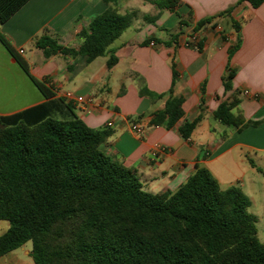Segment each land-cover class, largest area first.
<instances>
[{
	"label": "trees",
	"instance_id": "obj_1",
	"mask_svg": "<svg viewBox=\"0 0 264 264\" xmlns=\"http://www.w3.org/2000/svg\"><path fill=\"white\" fill-rule=\"evenodd\" d=\"M29 0H0L5 23ZM120 0H104L108 8L94 17L77 37L79 48H67L43 34L35 48L44 58L60 54L84 64L108 55L109 46L130 26L135 12L121 14ZM158 10L173 11L175 0H143ZM252 8L264 0H238ZM159 14L144 17L154 23ZM210 20L197 23L199 29ZM0 43L45 98L41 104L0 116V220L9 223L0 236V257L31 244L34 264H264V244L257 235V217L250 200L237 186L221 189L205 168L195 172L175 192L145 191L136 172L103 154L99 146L112 131L89 128L71 102L56 97L48 79L38 80L0 34ZM231 54V51L229 55ZM140 91L161 110L148 125L170 129L183 116V97ZM233 70L226 67L223 87H231ZM237 100L221 101L213 117L238 130L246 122L232 110ZM185 121L178 131L188 139L202 119Z\"/></svg>",
	"mask_w": 264,
	"mask_h": 264
},
{
	"label": "crops",
	"instance_id": "obj_2",
	"mask_svg": "<svg viewBox=\"0 0 264 264\" xmlns=\"http://www.w3.org/2000/svg\"><path fill=\"white\" fill-rule=\"evenodd\" d=\"M147 4L143 0L116 3L119 13L134 11L135 16L108 48L117 59L109 69L108 55L84 64L79 56L44 58L34 46L38 37L47 34L77 50L81 44L77 35L108 8L104 0H29L0 23V34L26 61L32 76L48 79L56 97L72 92L92 98L88 112L72 104L76 115L92 129L112 123L108 128L112 134L99 149L134 170L145 191L175 192L197 168H205L221 189L239 187L252 205L260 191L255 179L264 176L260 170L264 163V2L255 9L238 0H175L173 11H160L152 4L145 10L142 6ZM157 14L154 23L144 19ZM206 19L210 21L196 29ZM227 66L233 78L226 91ZM174 71L173 90L183 97V116L168 130L149 126L164 99L153 102L139 92H167ZM232 99L238 102L232 112L254 125L238 130L214 119L219 103ZM44 101L0 43V116ZM200 102L202 119L183 139L178 129L199 114ZM130 124L143 126V135L132 132ZM6 222L0 220V236L9 228ZM30 251L28 242L0 257V264H34Z\"/></svg>",
	"mask_w": 264,
	"mask_h": 264
},
{
	"label": "rangeland",
	"instance_id": "obj_3",
	"mask_svg": "<svg viewBox=\"0 0 264 264\" xmlns=\"http://www.w3.org/2000/svg\"><path fill=\"white\" fill-rule=\"evenodd\" d=\"M140 5H137L139 8H141V2H139ZM145 10H149L151 6L149 4L142 6ZM173 26L168 27L169 30H171ZM260 163V161H257ZM261 166V172H264V163ZM256 184L258 185V189H260L259 193L253 198V203L249 208V212L257 216V235L260 240L264 244V176L260 174V177H256ZM5 223V222H1ZM7 223V222H6ZM30 244V243H29Z\"/></svg>",
	"mask_w": 264,
	"mask_h": 264
},
{
	"label": "built area",
	"instance_id": "obj_4",
	"mask_svg": "<svg viewBox=\"0 0 264 264\" xmlns=\"http://www.w3.org/2000/svg\"><path fill=\"white\" fill-rule=\"evenodd\" d=\"M152 45V43H151ZM185 46H189V42L185 43ZM22 50L19 51V54H22ZM244 94L248 95L249 93L247 91L244 92ZM62 98L65 99L68 102H71L74 105H80L83 111L88 112L87 106L92 103V98H84L81 96H76L72 92H65L62 95ZM112 123L108 122L106 124V128H111ZM129 128L132 132H134L138 136H142L144 133L145 128L138 124H130Z\"/></svg>",
	"mask_w": 264,
	"mask_h": 264
}]
</instances>
